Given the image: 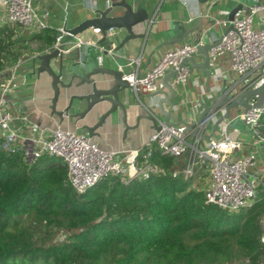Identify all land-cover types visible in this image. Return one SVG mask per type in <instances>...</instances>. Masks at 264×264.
<instances>
[{
	"label": "trees",
	"instance_id": "16d2710c",
	"mask_svg": "<svg viewBox=\"0 0 264 264\" xmlns=\"http://www.w3.org/2000/svg\"><path fill=\"white\" fill-rule=\"evenodd\" d=\"M0 27V73L54 46L59 32L20 35ZM264 133V116L261 119ZM143 148L159 171L143 179L108 176L83 193L55 157L25 160L0 150V264H264L260 242L264 186L248 209L229 212L205 201L207 169L174 177L178 157ZM183 158V157H181ZM204 188H196L197 181ZM64 229L61 242H41L35 226ZM47 240V239H46Z\"/></svg>",
	"mask_w": 264,
	"mask_h": 264
},
{
	"label": "built area",
	"instance_id": "2783aa9c",
	"mask_svg": "<svg viewBox=\"0 0 264 264\" xmlns=\"http://www.w3.org/2000/svg\"><path fill=\"white\" fill-rule=\"evenodd\" d=\"M6 11L5 23H12L22 29L40 31L50 28L46 15L38 13L33 6V0H0ZM264 13V4H255L247 12L236 17L232 22L217 21L225 30L232 23L234 31L223 35L217 48L210 51V67L224 54L230 55L231 69L238 76V81L228 88L231 94L256 88L264 80V19L259 25L256 17ZM100 35L99 29H93ZM113 33V32H112ZM111 33V34H112ZM65 35V29H60L59 36L53 47H58ZM96 46L94 41H87L82 35L74 37L71 48L84 49ZM113 46V45H112ZM113 48V47H112ZM103 52L111 50L102 49ZM196 53V45L186 42L181 46L166 51L158 62L148 69L144 75L138 74L140 60L128 58L124 68H121L123 78L137 95L155 94L158 92L160 81L170 71L177 74L172 79L173 87L186 84L189 70L181 68L184 58ZM38 55V54H37ZM35 55L33 58H35ZM103 56L97 58L101 65ZM21 60L6 72L0 74V150L6 153L21 152L25 160L33 161L43 156L55 157L62 161L66 168L70 186L78 193H83L95 186L101 179L108 176H121L124 180L143 179L159 169L148 160L140 162L141 151H123L122 158L117 159L118 152L103 150L89 136L62 129L60 126L45 134L43 131L22 134L12 127L14 116L7 109V96L14 91L15 72ZM256 97L250 103H255ZM262 109L248 114L240 112L233 117L246 120L251 124L252 136L257 143L264 147V133L261 119ZM29 127L28 118L18 117ZM211 121L208 119L200 125L201 136L192 137L183 126L162 127L156 131L148 145L147 157L151 156L152 148H157L162 155L185 159L182 169L172 170L174 177L181 174L185 179L194 175L196 168L206 165L207 179L205 185V201L223 208L229 212H238L250 208L256 199L258 188L264 186L261 177L251 169L256 164L257 151L236 158L234 155L243 148L242 134L233 137L225 133L220 138L210 139L206 147L200 146L202 135L207 132ZM260 242L264 245V220L261 223Z\"/></svg>",
	"mask_w": 264,
	"mask_h": 264
},
{
	"label": "crops",
	"instance_id": "0c3cea01",
	"mask_svg": "<svg viewBox=\"0 0 264 264\" xmlns=\"http://www.w3.org/2000/svg\"><path fill=\"white\" fill-rule=\"evenodd\" d=\"M245 1L243 8L238 11L237 17L243 16L252 5L264 4V0ZM112 3H126L135 7L141 5L147 11L150 15L149 23L137 30V33L146 34V41L135 40L129 42L124 49L115 52V43L113 46L107 43L98 45L101 35L95 34L93 30L82 34V38L95 42L96 46H92L95 47L92 55L96 62L99 56H103L101 66L105 69L114 70L117 68V62L123 60L126 63L128 58L135 57L140 60L137 69L138 74L142 76L168 50L175 49L186 42L195 45L201 42H217L225 32V29L220 24H217V21H229L230 13L237 7L240 0H210L207 3H200L198 0H33V6L38 13L46 15L48 26H50L49 29L58 32L60 29L65 28L74 29L84 21L93 18V13L96 9L106 7ZM124 11L123 8L117 9V12L121 15ZM5 15L4 6L0 5V22L5 19ZM200 19L203 21L202 29L195 34L194 38H189L178 45H163L168 39L178 37L181 34L179 27H194ZM263 19V12L256 17L259 25ZM22 31L29 35L35 32L25 29H22ZM124 36L125 34L123 33L122 37ZM70 47L68 45L67 51L64 53L67 65L77 63L82 53L84 57L87 56L88 47H84V49H70ZM102 49L111 50V52H103ZM37 54L28 55L21 59L20 66L15 72V88L7 96V109L14 116L12 127L22 134L35 131H43L48 134L60 126L64 130L89 136L84 128L90 124L89 122L78 121V119L69 116L59 118L53 114L51 109L54 96L52 79L47 73H37L39 62H35L33 58ZM193 56L197 63L203 61L201 55L195 53ZM51 66L55 70L57 69L56 62H52ZM10 68L0 74L3 73V76L10 75V73L6 72ZM187 69L189 70V76L186 84L176 88L170 121L175 124L186 122L190 127H194L200 113L203 111L202 103L209 105L212 101V96L218 97L223 87L228 89L233 83L238 81V76L231 69L229 54L221 56L210 67V79L200 69L191 71L189 63L187 64ZM160 91H165L162 80L158 87V92ZM131 96V103L127 105L126 123L123 121L122 112L118 111L109 119L105 126L97 130L96 136L90 137L101 149L118 152L117 159L122 158L123 151H142L143 148L147 147L152 135L156 132L151 121L141 118L138 123V117L153 115L158 125H162L164 121L157 107L158 97H152V94L138 96L133 91ZM63 105L61 103L58 104L57 111H61ZM165 107L167 110L170 109L168 105ZM108 108L109 105L105 104L103 111ZM240 112V110H234L233 117ZM19 116L28 118L29 127H26L24 122L18 118ZM183 128L185 127L183 126ZM225 133L233 137H238L242 134L244 145L240 151L235 153L234 156L236 158H241L250 152L257 151L256 164L251 169V172L259 175L264 181V147L257 143L252 135L245 133L241 126L234 128L223 124L213 136L209 126L207 132L200 139V146L206 147L210 139L220 138ZM180 161L183 162L185 159L182 158Z\"/></svg>",
	"mask_w": 264,
	"mask_h": 264
},
{
	"label": "water",
	"instance_id": "95a60500",
	"mask_svg": "<svg viewBox=\"0 0 264 264\" xmlns=\"http://www.w3.org/2000/svg\"><path fill=\"white\" fill-rule=\"evenodd\" d=\"M198 1L207 3L210 0ZM245 3V0H240L237 7L232 10L229 15L230 22L237 17L238 11L243 8ZM119 8L125 10L122 15L117 12ZM93 15V18L84 21L74 29L65 28V35L58 47H52V49L38 54L34 58L35 62H39L37 73H47L52 79L54 96L51 109L53 114L59 118L69 116L78 119V121L89 122L90 124L84 127L89 137L96 136L97 130L105 126L109 119L118 111L122 112L123 121L126 123L127 105L131 103V92L133 90L123 78L124 73L121 70L125 66L123 60L117 62L116 69H105L95 61L92 55L95 47L89 46L86 57L82 53L77 63L67 65L64 54L67 51V46L71 45L75 36L82 35L93 29H99L101 40L98 45L104 43L113 45L115 43L114 51L118 52L124 49L129 42L135 40L146 41V34L137 33V30L147 25L150 20V15L141 5L135 7L126 3H112L106 7L98 8ZM202 24L203 21L200 19L194 27H179L181 34L178 37L168 39L163 45H178L189 38H194L195 34L202 29ZM231 31H234L232 23L225 30L224 35ZM123 33L125 34L124 37H122ZM222 38L223 36L215 43H198L196 45V54L201 55L203 61L197 63L192 55L184 58L180 67L186 68L189 63L191 71L200 69L210 79V51L220 45ZM52 62H56V70L51 66ZM176 74L177 72L175 71L167 73L162 79L165 91L152 94V97H158L157 107L164 119L163 124L158 125L153 115L138 117V123L141 118H146L152 122L156 131L161 130L164 126H184L192 137H200V125L209 119L211 121L212 136L220 130L223 124L234 128L241 126L245 133L252 135L251 124L247 123L246 120H233V111L240 110L244 114H248L254 110L262 109L264 104V80L258 87L245 89L236 94H231V91L223 87L218 97L212 96V101L209 105L202 103L203 111L200 113L196 125L190 127L186 122L175 124L170 121L173 99L176 96V88L172 86L171 81ZM138 96H142V94L139 93ZM255 97V103H250L251 99ZM60 103L64 105L61 111H57V106ZM105 104L109 105V108L103 111ZM166 105L170 106V109L167 110Z\"/></svg>",
	"mask_w": 264,
	"mask_h": 264
},
{
	"label": "rangeland",
	"instance_id": "374dc122",
	"mask_svg": "<svg viewBox=\"0 0 264 264\" xmlns=\"http://www.w3.org/2000/svg\"><path fill=\"white\" fill-rule=\"evenodd\" d=\"M20 35H29L26 34L25 32L20 30ZM182 158H180L179 160H181ZM184 163H182L183 165ZM176 170L177 167H175ZM204 181H197L196 184H194V187H198V188H204ZM264 220V217L262 219V221ZM69 236V233L64 230V229H53V228H48V227H44L43 226H35V237L37 238V240L41 241V242H61L65 239H67V237ZM47 239V240H46Z\"/></svg>",
	"mask_w": 264,
	"mask_h": 264
}]
</instances>
